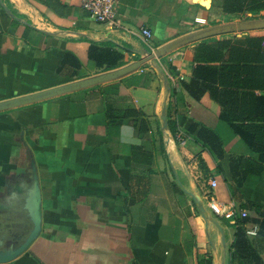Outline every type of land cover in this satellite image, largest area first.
Returning <instances> with one entry per match:
<instances>
[{
  "label": "crops",
  "instance_id": "crops-1",
  "mask_svg": "<svg viewBox=\"0 0 264 264\" xmlns=\"http://www.w3.org/2000/svg\"><path fill=\"white\" fill-rule=\"evenodd\" d=\"M51 1L56 9L0 0V258L31 233L36 198L41 216L27 249L0 264H234L244 218L219 216L211 203L262 219L264 169L236 186L230 157L257 154L220 122L208 92L197 99L185 84L200 43L264 36L255 28L264 10L229 19L220 0H121L110 25L81 0ZM91 42L110 43L125 64L91 69ZM69 51L80 77L57 72ZM130 109L138 124L110 120ZM201 127L222 136V159L198 140ZM248 237L264 264V234Z\"/></svg>",
  "mask_w": 264,
  "mask_h": 264
},
{
  "label": "trees",
  "instance_id": "trees-1",
  "mask_svg": "<svg viewBox=\"0 0 264 264\" xmlns=\"http://www.w3.org/2000/svg\"><path fill=\"white\" fill-rule=\"evenodd\" d=\"M45 2L53 9L58 6L51 0ZM220 4L225 18L229 19L244 13H258L264 10V0H220ZM210 22H216V19L212 18ZM194 59L196 66L193 77L185 87L197 99L208 92L222 107L220 122L228 125L257 154L255 158L230 157L231 177L236 186L241 188L244 185H253L248 175L259 174L264 169V36L203 41L196 47ZM125 62L124 54L113 48L110 43H90L88 66L91 69L109 70ZM81 68L79 58L69 51L62 57L57 72L75 78L82 76ZM139 116L138 111L130 109L114 115V118L110 117V120L113 119L119 125L126 119L136 118L133 120L136 125L140 121L137 118ZM144 122L142 119L141 124ZM170 128L174 134L177 133L174 119L170 121ZM195 130L196 127L193 126L190 131ZM197 138L219 159L224 157V141L217 130L201 127ZM134 149V153L144 155L141 147ZM144 163L151 164L148 159ZM174 189L176 193L181 194L175 184ZM234 193L236 192L233 187ZM261 217L262 219L245 217L238 226L232 246L234 264H263L259 254L252 247L245 227L247 222L256 223L257 234H264V212ZM199 264H211V259L205 257Z\"/></svg>",
  "mask_w": 264,
  "mask_h": 264
},
{
  "label": "built area",
  "instance_id": "built-area-1",
  "mask_svg": "<svg viewBox=\"0 0 264 264\" xmlns=\"http://www.w3.org/2000/svg\"><path fill=\"white\" fill-rule=\"evenodd\" d=\"M120 1L121 0H81V6L93 21L110 25H118L119 21L116 19V10ZM141 32L145 40H148L152 37V31L146 27H142ZM177 138L182 140V134L178 133ZM212 185L216 186V182L213 181ZM211 208L219 216L228 219H235L238 217L245 218L248 216V212L245 210H241L236 207H231L228 210H224L221 205L216 202L211 203ZM257 231V225L247 227L246 229V233L249 236L256 235Z\"/></svg>",
  "mask_w": 264,
  "mask_h": 264
},
{
  "label": "water",
  "instance_id": "water-1",
  "mask_svg": "<svg viewBox=\"0 0 264 264\" xmlns=\"http://www.w3.org/2000/svg\"><path fill=\"white\" fill-rule=\"evenodd\" d=\"M264 27V20L258 21L255 23V28H261ZM38 199H35V208H34V227L31 231V233L28 235V237L25 239V241L10 255L4 258H0V260L6 261L8 259H11L17 255H19L21 252L25 251L29 244L37 237L39 230H40V223H41V216L39 211V203Z\"/></svg>",
  "mask_w": 264,
  "mask_h": 264
},
{
  "label": "rangeland",
  "instance_id": "rangeland-1",
  "mask_svg": "<svg viewBox=\"0 0 264 264\" xmlns=\"http://www.w3.org/2000/svg\"><path fill=\"white\" fill-rule=\"evenodd\" d=\"M253 33L257 34V31H255V32L253 31ZM260 33L264 34V30H260Z\"/></svg>",
  "mask_w": 264,
  "mask_h": 264
}]
</instances>
